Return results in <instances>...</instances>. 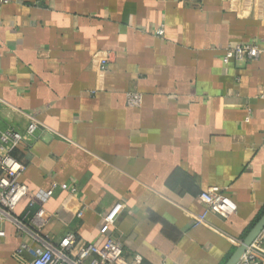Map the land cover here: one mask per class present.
<instances>
[{
  "label": "crops",
  "instance_id": "0c3cea01",
  "mask_svg": "<svg viewBox=\"0 0 264 264\" xmlns=\"http://www.w3.org/2000/svg\"><path fill=\"white\" fill-rule=\"evenodd\" d=\"M258 41L264 0L5 2L0 129L37 121L12 151L27 186L14 214L29 225L35 193L65 182L76 192L55 187L42 204L52 242L110 236L146 264H223L264 209V53L222 54ZM212 185L236 203L230 216L200 200ZM0 229V264H24L27 231L1 217Z\"/></svg>",
  "mask_w": 264,
  "mask_h": 264
},
{
  "label": "built area",
  "instance_id": "2783aa9c",
  "mask_svg": "<svg viewBox=\"0 0 264 264\" xmlns=\"http://www.w3.org/2000/svg\"><path fill=\"white\" fill-rule=\"evenodd\" d=\"M8 0H0V9ZM158 33L163 29L159 28ZM264 53V41L242 42L227 45L222 54V61L228 64L234 62H246L257 59ZM106 58L101 59L104 65ZM125 99L129 105H139L142 95L136 90H127ZM37 121L32 119L28 124L26 133L12 129H0V217L12 220L18 228L27 231L30 241H23L19 251H27L30 258L24 264H146L139 253L127 256L124 253L121 242L110 236L100 243L85 242L78 244L72 234L64 235L59 241L52 242L42 229L47 223L50 214L42 205L52 194L55 187L76 192V186L67 183H53L47 189H40L35 193L41 205L35 209L29 218V225L23 219L14 214L18 202L26 195L27 186L20 180L25 168L24 163L13 153V149L26 140L35 130ZM200 200L205 204L206 210L216 213L221 217H228L236 211V203L225 194L223 188L212 185L199 193ZM34 200H29L32 205ZM123 209V203L118 201L110 211L103 215L105 225L111 224ZM205 212L196 215L195 223L204 219ZM4 231L0 229V236ZM236 264H264V228L260 234L247 246Z\"/></svg>",
  "mask_w": 264,
  "mask_h": 264
},
{
  "label": "water",
  "instance_id": "95a60500",
  "mask_svg": "<svg viewBox=\"0 0 264 264\" xmlns=\"http://www.w3.org/2000/svg\"><path fill=\"white\" fill-rule=\"evenodd\" d=\"M264 228V209L252 223L250 228L247 230L241 241L236 245L228 256V258L224 261L223 264H236L239 260L247 246H249L253 240L260 234L262 229Z\"/></svg>",
  "mask_w": 264,
  "mask_h": 264
}]
</instances>
